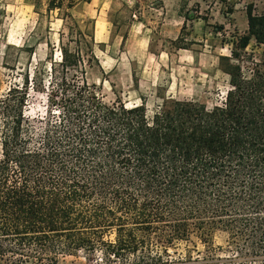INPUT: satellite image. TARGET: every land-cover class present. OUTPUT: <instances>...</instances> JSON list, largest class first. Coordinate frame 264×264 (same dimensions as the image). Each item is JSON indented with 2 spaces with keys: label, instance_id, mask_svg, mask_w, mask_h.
I'll use <instances>...</instances> for the list:
<instances>
[{
  "label": "trees",
  "instance_id": "trees-1",
  "mask_svg": "<svg viewBox=\"0 0 264 264\" xmlns=\"http://www.w3.org/2000/svg\"><path fill=\"white\" fill-rule=\"evenodd\" d=\"M246 22L218 56L223 101L163 99L151 118L88 83L89 31L71 20L47 43V77L35 66L0 96V264H264V14L248 7ZM30 90L45 98L39 130ZM216 232L230 258L177 252Z\"/></svg>",
  "mask_w": 264,
  "mask_h": 264
},
{
  "label": "rangeland",
  "instance_id": "rangeland-1",
  "mask_svg": "<svg viewBox=\"0 0 264 264\" xmlns=\"http://www.w3.org/2000/svg\"><path fill=\"white\" fill-rule=\"evenodd\" d=\"M60 1L61 10L49 11L48 0H0V96L21 85L35 66H44L47 77V43L56 48L59 33L65 36L72 20L93 37L100 68L89 70L87 81L104 102L119 99L129 108L144 103L148 118L163 99L211 109L229 89L218 56H228L232 36L247 30L248 7L264 14V0ZM245 52L257 61L261 47L252 40ZM44 112V96L30 90L26 116L38 130ZM187 249L199 260L232 256L220 232L207 240L191 237L177 252ZM61 264L84 260L68 257Z\"/></svg>",
  "mask_w": 264,
  "mask_h": 264
}]
</instances>
